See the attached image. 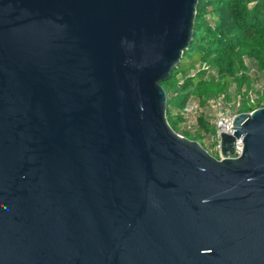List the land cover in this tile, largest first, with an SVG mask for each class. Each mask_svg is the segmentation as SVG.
Segmentation results:
<instances>
[{"label": "water", "instance_id": "obj_1", "mask_svg": "<svg viewBox=\"0 0 264 264\" xmlns=\"http://www.w3.org/2000/svg\"><path fill=\"white\" fill-rule=\"evenodd\" d=\"M198 3L0 0V264H264V107L166 120Z\"/></svg>", "mask_w": 264, "mask_h": 264}, {"label": "trees", "instance_id": "obj_2", "mask_svg": "<svg viewBox=\"0 0 264 264\" xmlns=\"http://www.w3.org/2000/svg\"><path fill=\"white\" fill-rule=\"evenodd\" d=\"M247 68L264 70V0H199L192 41L178 67L161 83L170 128L180 133L179 112L190 98L202 107L219 95L233 101L242 87L254 85L257 79L237 76ZM258 107L242 103L236 111L245 113ZM200 125L208 132L205 122L200 121ZM192 134L191 141L199 143L201 132Z\"/></svg>", "mask_w": 264, "mask_h": 264}, {"label": "built area", "instance_id": "obj_3", "mask_svg": "<svg viewBox=\"0 0 264 264\" xmlns=\"http://www.w3.org/2000/svg\"><path fill=\"white\" fill-rule=\"evenodd\" d=\"M199 66H196V70ZM238 77H245L246 79H257L254 85L244 86L241 92L236 96L233 101H228L224 95H219L211 100H208L205 105L200 106L199 102L190 98L184 107L179 112L181 117V124L179 136H182V132H201L202 135L207 134L201 130L200 121L205 122V125L214 128V135L211 137V142L215 144L212 150H206L211 156L209 151L216 152L213 156L217 160H223L220 151L221 136L232 135L233 129L232 121L234 117L240 113H237V109L242 103H245L249 108L252 105L258 104V108L264 107V70L258 68H247L240 70L237 73ZM252 112V111H250ZM245 112V113H250ZM183 137V136H182ZM242 151L241 142L234 139L233 154L227 155V158L236 159L240 156Z\"/></svg>", "mask_w": 264, "mask_h": 264}, {"label": "rangeland", "instance_id": "obj_4", "mask_svg": "<svg viewBox=\"0 0 264 264\" xmlns=\"http://www.w3.org/2000/svg\"><path fill=\"white\" fill-rule=\"evenodd\" d=\"M178 78V77H177ZM171 82H175V78H172ZM245 86H250V85H245ZM181 130L180 127L178 129V132ZM183 135H185L186 138H188L189 140H191L192 138H194V135L192 134V132L189 131H184L182 132ZM214 135V128L210 127L207 134H204L202 136H200V138L198 139V142L207 150H212L215 147V144L212 143L211 137ZM212 155H216V152L214 151H209Z\"/></svg>", "mask_w": 264, "mask_h": 264}]
</instances>
